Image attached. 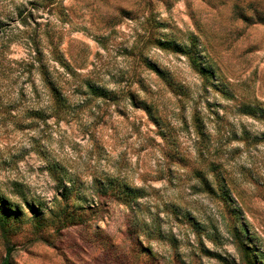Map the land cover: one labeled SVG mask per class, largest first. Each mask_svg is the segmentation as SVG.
Here are the masks:
<instances>
[{"label":"rangeland","instance_id":"1","mask_svg":"<svg viewBox=\"0 0 264 264\" xmlns=\"http://www.w3.org/2000/svg\"><path fill=\"white\" fill-rule=\"evenodd\" d=\"M5 258L264 264V0H0Z\"/></svg>","mask_w":264,"mask_h":264},{"label":"trees","instance_id":"2","mask_svg":"<svg viewBox=\"0 0 264 264\" xmlns=\"http://www.w3.org/2000/svg\"><path fill=\"white\" fill-rule=\"evenodd\" d=\"M7 255H9V250H8V252H7ZM2 264H9L7 258H5V259L3 260V263H2Z\"/></svg>","mask_w":264,"mask_h":264}]
</instances>
